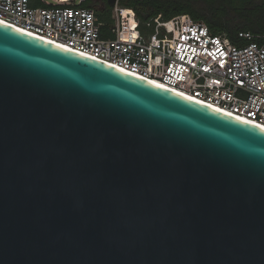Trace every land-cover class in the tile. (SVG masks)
Returning a JSON list of instances; mask_svg holds the SVG:
<instances>
[{"label":"water","instance_id":"water-1","mask_svg":"<svg viewBox=\"0 0 264 264\" xmlns=\"http://www.w3.org/2000/svg\"><path fill=\"white\" fill-rule=\"evenodd\" d=\"M156 85L0 21V264H264V128Z\"/></svg>","mask_w":264,"mask_h":264},{"label":"built area","instance_id":"built-area-1","mask_svg":"<svg viewBox=\"0 0 264 264\" xmlns=\"http://www.w3.org/2000/svg\"><path fill=\"white\" fill-rule=\"evenodd\" d=\"M57 1L0 0V21L264 126V44L238 46L187 14L142 25L118 0L108 26L93 7L79 5L83 0Z\"/></svg>","mask_w":264,"mask_h":264},{"label":"trees","instance_id":"trees-1","mask_svg":"<svg viewBox=\"0 0 264 264\" xmlns=\"http://www.w3.org/2000/svg\"><path fill=\"white\" fill-rule=\"evenodd\" d=\"M123 7L136 11L140 24L162 15L171 19L178 15H190L205 22L214 34L227 36L234 44L244 46L251 41L264 44V0H118ZM32 6H52L43 0H31ZM83 7H93L94 0H83ZM98 10L100 20L111 26L113 6L106 4ZM251 32L253 39L244 37Z\"/></svg>","mask_w":264,"mask_h":264},{"label":"flooded vegetation","instance_id":"flooded-vegetation-1","mask_svg":"<svg viewBox=\"0 0 264 264\" xmlns=\"http://www.w3.org/2000/svg\"><path fill=\"white\" fill-rule=\"evenodd\" d=\"M106 4H108L107 0H94V9L96 12L98 10H105L107 8Z\"/></svg>","mask_w":264,"mask_h":264},{"label":"rangeland","instance_id":"rangeland-1","mask_svg":"<svg viewBox=\"0 0 264 264\" xmlns=\"http://www.w3.org/2000/svg\"><path fill=\"white\" fill-rule=\"evenodd\" d=\"M43 1L48 3V4H54V5L60 4V2L57 1V0H43ZM76 1H77L78 4L80 3L79 0H76Z\"/></svg>","mask_w":264,"mask_h":264},{"label":"snow or ice","instance_id":"snow-or-ice-1","mask_svg":"<svg viewBox=\"0 0 264 264\" xmlns=\"http://www.w3.org/2000/svg\"><path fill=\"white\" fill-rule=\"evenodd\" d=\"M17 31H20V29H17ZM58 47H62V46H60V45H58ZM112 67H115V65H112ZM121 71H122V69H121ZM141 79H143L142 77H141ZM149 83H154V82H152V81H149ZM157 87H160V85H156ZM178 95H182V94H180V93H178ZM185 99H191L190 97H185ZM257 127H262V128H264V126H257Z\"/></svg>","mask_w":264,"mask_h":264},{"label":"bare ground","instance_id":"bare-ground-1","mask_svg":"<svg viewBox=\"0 0 264 264\" xmlns=\"http://www.w3.org/2000/svg\"><path fill=\"white\" fill-rule=\"evenodd\" d=\"M45 40H47V39H45ZM49 41V40H48ZM50 42H52V43H54V44H58L59 45V43H57V42H55V41H51L50 40ZM60 46H63V45H60ZM183 95V94H182ZM184 96H186V95H184ZM190 98H192V97H190ZM192 99H194V98H192ZM194 100H196L197 101V99H194ZM198 102H202V101H198ZM203 103V102H202ZM203 104H205V103H203ZM209 106V105H208ZM212 108H214V107H212ZM215 109H217V108H215ZM217 110H219V109H217ZM221 111V110H220ZM222 112H224V111H222ZM226 113V112H225ZM227 114H230V113H227ZM231 115V114H230ZM233 116V115H232ZM258 126V125H257ZM262 128V127H261Z\"/></svg>","mask_w":264,"mask_h":264}]
</instances>
